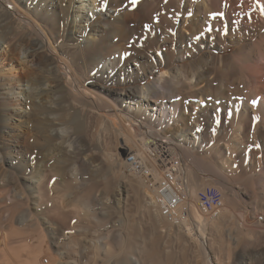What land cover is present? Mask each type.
<instances>
[{"label":"bare ground","instance_id":"obj_1","mask_svg":"<svg viewBox=\"0 0 264 264\" xmlns=\"http://www.w3.org/2000/svg\"><path fill=\"white\" fill-rule=\"evenodd\" d=\"M174 157L180 223L147 184ZM89 169L117 205L138 198L145 232L126 213L120 238L60 240L45 190L98 218L71 193ZM7 175L30 233L4 225L0 264H264V0H0V188ZM208 187L222 193L215 214L199 207Z\"/></svg>","mask_w":264,"mask_h":264},{"label":"rangeland","instance_id":"obj_2","mask_svg":"<svg viewBox=\"0 0 264 264\" xmlns=\"http://www.w3.org/2000/svg\"><path fill=\"white\" fill-rule=\"evenodd\" d=\"M162 73H163L162 71H159L157 75H160ZM154 77H151L148 80V83H152ZM116 88L119 89L123 87H116ZM150 141H152V139H150ZM104 146L105 145H101L99 142L95 143V151L97 155L101 156L104 155V153L107 154L110 152L111 148H109V145H106L107 148H104ZM258 149L259 147L255 148L254 152L259 153L260 149L259 150ZM178 157H174V158H178ZM87 171L85 173L77 174L78 177L77 186H75L74 189H72L71 191V193L73 194L72 198L77 199L78 197H82L86 195L90 196L93 201L92 208H94L95 216L98 218L90 217V219H88L84 217V215L80 216L77 213L75 214L74 209H70L66 204L64 205L60 202L59 195L52 194L50 192V189L46 188L45 190V195H44L45 216H48L50 219H52L53 221L59 224V227L57 229L58 233L57 232L56 233L59 234L58 236L60 240H63L61 238L64 239L67 238V236L62 235L66 233L68 237L74 236L72 235L73 233H75V235L78 234V236L79 234L85 235L84 237L82 235L80 237H83L81 240V245L82 247L84 246V249L86 251L88 249L87 246L89 247V244L92 242L91 240L95 242L101 240L102 243H106V240H102V239H104L108 235H110L111 237L110 241H112L114 238H117V236L118 238H120L124 236L126 233V226L128 222L127 214L130 217V223L132 225L133 231L138 232L141 229L143 232H145L146 227H142L141 224L142 223L146 224L145 220H147L146 219L147 217L146 214L144 213L143 208L140 207L138 198L132 195V199L129 202V207L127 209H125V206L123 205L120 206L117 205V203L114 202V200L112 199L111 195L109 196L108 193L107 195L105 194L104 187L106 186L107 181L102 177L95 176L90 169L88 172ZM206 177H209V175H206ZM49 179L53 181V177L48 178L47 180L49 181L48 185H50L51 182ZM6 180L7 182L5 183V186L0 188V232L4 229V225L6 224L7 228H5L6 229L5 231L12 233L9 234L12 235L13 239L18 238L19 236L29 237L28 233H30V231L27 229V227L20 226L16 220V216L22 213L23 211H25V209L27 208L26 203L22 200L20 201L18 198H16V200L15 199L12 200V202L7 200L10 195L16 197L19 192L15 189L17 188L21 189V188L16 184L12 176L7 175ZM262 214H264V212H262ZM262 214H260L259 218L263 217L262 219H264V215ZM7 215H9V220L6 221L5 217ZM261 218L259 220H262ZM254 221H255L254 219L250 218L251 223H253ZM262 222L264 223V220H262ZM27 230L29 232H27ZM18 232L22 233V235L18 234V236H15L14 234ZM89 241L90 243L88 244ZM54 251H55V247L53 245H49V253L46 252L47 257L46 255H44L43 258L44 259L48 258L51 254L54 253ZM118 257L119 256L113 257V259H111L110 264H116ZM135 258H136L135 256L132 257L131 264H138L137 259ZM97 264H103V263L101 261H97Z\"/></svg>","mask_w":264,"mask_h":264},{"label":"built area","instance_id":"obj_3","mask_svg":"<svg viewBox=\"0 0 264 264\" xmlns=\"http://www.w3.org/2000/svg\"><path fill=\"white\" fill-rule=\"evenodd\" d=\"M182 168V159L173 158L168 160L159 181L154 180L152 170L146 172L147 184L154 190L160 206H165L173 223L183 222L189 215L187 184L180 177ZM198 203L203 212L215 214L223 207L222 193L217 188L208 187L199 192Z\"/></svg>","mask_w":264,"mask_h":264},{"label":"snow or ice","instance_id":"obj_4","mask_svg":"<svg viewBox=\"0 0 264 264\" xmlns=\"http://www.w3.org/2000/svg\"><path fill=\"white\" fill-rule=\"evenodd\" d=\"M136 2V0H133V3H135Z\"/></svg>","mask_w":264,"mask_h":264}]
</instances>
